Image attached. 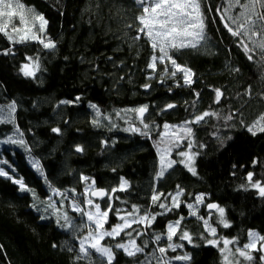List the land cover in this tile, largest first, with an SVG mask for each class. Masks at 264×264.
Instances as JSON below:
<instances>
[{"label":"trees","instance_id":"1","mask_svg":"<svg viewBox=\"0 0 264 264\" xmlns=\"http://www.w3.org/2000/svg\"><path fill=\"white\" fill-rule=\"evenodd\" d=\"M20 2L26 10L31 9L47 19L46 35L57 47L44 49L38 42L30 41L12 46L14 55L0 54V107L6 108L13 100L16 102L15 124L23 132L27 144L32 146L30 155L40 161L47 182L30 166L29 153L24 148L0 144V153L16 169L17 178L22 177L34 192V196L20 192L17 185L0 178V264H89L86 260L75 259L78 252L76 234L56 223L53 209L44 211L53 188L61 191L74 188L79 194L86 187L81 182L82 175L94 179L97 189L118 187L121 177L129 181L131 187L127 192L114 194V209L138 205L141 211L146 208L153 213L161 211L150 205L151 176L153 163L158 158L156 145L160 131L151 128V138H148L123 130L129 127L126 120L144 130L135 113L121 118L124 117L122 110L142 105L149 106L145 122L161 126L165 122L180 123L205 110H217L222 115L236 112V118L231 121L209 117L206 122L193 125L195 143L206 145L199 149L200 154L195 159L197 175L193 176L179 164L165 175V186L159 191L175 192L180 185L185 192L180 198V208L158 216L148 230L149 236L163 232L168 221L183 215L182 227L187 226L198 246L174 238V242L184 243V249L175 253L169 251L168 256L188 252L192 256L190 264H223L219 250L199 239L203 232L201 221L189 216L184 206L183 201L192 202V197L199 193L206 194L205 203H217L225 208L226 219L231 223L229 228L216 224L218 214L215 210L209 212L203 205L198 209L199 215H211L210 223L217 227L218 236L238 238L242 245L248 242L249 230L264 235V196L246 179L252 172L253 182L259 180L264 185V134L253 136L245 127L264 114V98L259 95L264 93V69L246 59L236 39L224 29L218 17L212 22L215 9L224 0H207L212 12L208 13L205 8L209 17L206 44L199 51L184 49L174 53L177 62L195 74L191 86L181 87H176L173 80L160 84L157 74L147 68L151 48L143 37L136 43L132 41L136 35L133 29L138 11L132 0ZM127 24H132L133 28H127ZM9 47L6 36L0 34V50ZM29 56L39 57L41 70L36 79L20 73V66ZM230 67L239 68V72H231ZM150 75L152 78L148 79ZM145 83L152 87L145 90L141 87ZM248 85L253 90L250 98L243 95ZM215 88L222 89L227 97L219 105L213 103ZM194 92L199 93V98L192 108L196 99ZM76 97H80L79 102L60 103L74 101ZM168 103L178 107L161 113ZM90 105H96L102 115L97 117L96 109ZM117 112L121 113L120 117L116 116ZM105 117H111L115 127L110 128ZM94 119L101 121L100 126L92 124ZM57 127L61 129L60 135L51 131ZM13 131L12 123H0V140L12 135ZM217 136L225 138L223 147ZM103 141H108V145ZM77 145L83 146L84 151L76 152ZM180 150L184 147L173 149V158L179 159L175 153ZM60 199L58 197L57 202ZM33 204L40 210L32 207ZM101 206L104 207V202ZM61 211H68L74 222L80 223L79 214L69 209L67 201ZM41 216L46 218L40 219ZM117 222L110 213L105 228ZM149 236L141 237L137 243ZM123 239L122 234L116 240L106 238L103 243L114 245ZM152 247L149 239L146 251ZM69 248L74 250L69 251ZM113 251L116 257L113 264H131L132 258L121 250L114 248ZM251 254L255 258L251 264H261L260 253L253 251ZM92 259L94 264H99L95 255ZM173 264L183 262L174 261ZM241 264H246L242 258Z\"/></svg>","mask_w":264,"mask_h":264},{"label":"snow or ice","instance_id":"2","mask_svg":"<svg viewBox=\"0 0 264 264\" xmlns=\"http://www.w3.org/2000/svg\"><path fill=\"white\" fill-rule=\"evenodd\" d=\"M132 4L138 10L134 17L136 26L133 29L136 33L132 37L133 43L141 40L143 37L145 43L152 50L149 57L147 68L151 73L157 74L156 78L160 84H165L168 80H173L176 87L191 86L194 83L192 70L177 62L174 53L184 49L199 51L208 40V20L205 8L208 13L212 12V8L207 4V0H132ZM216 15L212 17L214 23L218 17L224 29L236 39V45L246 56V59L254 65L264 69V0H224L223 4L215 9ZM14 18L18 23H13ZM47 19L42 14H35L31 9H25V5L20 0H0V34L6 36L10 43V47L0 50V54L5 56L14 55L13 47L15 44H23L30 41L38 42L44 49L54 50L57 44L54 40L46 35ZM127 28H133L132 24H127ZM27 62L20 66V73L27 78L36 79L37 72L40 69L39 57H26ZM162 66V67H160ZM231 72H239V68L230 67ZM179 76V79L177 77ZM151 75L148 79H151ZM123 79V77H121ZM145 90L150 89L152 85L145 83L141 86ZM213 103L219 105L222 99H227L225 92L220 88L213 89ZM171 92V88H169ZM243 95L252 97V86L245 88ZM264 98V93L259 94ZM194 97L190 107L194 108L199 93L194 92ZM80 97H76L74 101H61V104L79 102ZM187 103V102H185ZM96 109V116L100 117L99 109L96 105H90ZM178 107L175 103L166 104L160 112H167ZM17 105L13 100L10 104L0 107V123H12L14 131L12 135L0 140V144L18 145L29 153L28 163L34 168L40 176L47 182V176L40 161L32 157V146L28 145L23 138V132L19 130V126L15 124L14 113ZM5 110L7 117L4 116ZM124 119L128 113H135L136 118L143 126L142 130L136 127L134 123H129V127L123 129L127 132L138 133L142 136L150 137V129L155 127L159 129V143L156 145L158 153L157 168L153 176V192L150 196V205L158 207L161 211L151 212L149 209L141 211L140 206L131 205L124 209H114L113 196L116 192H127L131 187L129 181L120 178L118 187L108 189L95 188V180L81 176V182L86 187L78 194L76 190L70 189L61 191L58 188L52 189V194L47 198L48 209H53L56 216V223L64 230L71 231L76 234V248H78L75 259L77 261L86 260L89 264H94L93 256L95 255L99 264H113L115 261V253L113 249H119L129 258H132L131 264H173L174 261L190 264L192 256L188 252L175 256H168V252H177L178 249H184V243L174 242V238L178 241H186L189 245L197 247L194 243L193 234L188 230L187 226H183L185 217L179 215L176 220L168 221L165 230L160 233H151L149 229L156 221L158 216L166 215L181 206V197L185 190L176 186V191L165 194L158 191L157 182L165 177L170 170L177 164L184 166L193 176L197 175L195 167V159L200 154L199 149L206 145L195 143V132L193 125H200L207 121L209 117H214L221 121H231L236 118V112L230 111L227 115H222L217 110H205L192 114L189 119H185L177 124L168 122L163 125H155L154 122H145V114L149 111L148 105H142L134 109H124ZM117 117L121 116L120 112L116 113ZM109 122V126L115 127L111 122V117H105ZM244 122L241 121V124ZM94 126H100L99 119L92 120ZM246 130L253 136L264 134V114H261L251 124L245 125ZM51 131L57 135L61 134L60 128H52ZM231 139V137H227ZM217 140L223 147L225 138L217 136ZM105 146L108 141H103ZM184 150L176 151L175 155L179 159L173 158V149ZM196 148V151H193ZM76 152H83L81 145L75 147ZM255 163V161H254ZM7 168V170H5ZM19 174L16 169L8 162V160L0 153V178H5L18 186V191L29 192L34 196V192L23 181V178H17ZM252 188L259 191L264 196V185L259 180L253 182V173L249 172L246 177ZM60 197L61 199L53 201L52 197ZM79 197V198H78ZM117 201L120 197H115ZM206 194L199 193L192 197V202L183 201L184 206L189 210V216L196 217L201 221L203 232L200 233L199 239L204 240L207 245L217 248L221 254L223 264H241V258L246 264H251L254 257L253 251L260 253L261 264H264V235L255 231L247 232L248 242L240 244L238 238H225L217 234V227L210 223L211 215L202 216L198 214L200 205H203L209 212L215 210L218 214L216 224L224 228L231 227V223L226 219L225 208L217 203H205ZM68 202L69 209L79 214L80 223L74 222L69 216L68 211H61L64 202ZM104 202L102 208L101 203ZM45 203V201H41ZM32 207L39 211L37 204ZM112 213L119 222L110 228H105L108 223L109 214ZM46 217L41 216L40 219ZM61 219L63 223H61ZM205 233L207 235H205ZM123 234L124 239L117 243L105 244V239L116 240ZM149 236L153 247L149 248V239L137 241L141 237ZM161 241L166 243L161 244ZM260 245L257 247V245ZM231 246V247H230ZM2 247V246H0ZM56 247V245H53ZM73 251V248H69ZM138 257H143L139 259Z\"/></svg>","mask_w":264,"mask_h":264},{"label":"rangeland","instance_id":"3","mask_svg":"<svg viewBox=\"0 0 264 264\" xmlns=\"http://www.w3.org/2000/svg\"><path fill=\"white\" fill-rule=\"evenodd\" d=\"M27 11V10H26ZM15 21H17L15 18H14V20H13V23H15ZM6 109V108H5ZM4 114V116L5 117H7V111L5 110V112L3 113ZM156 168H157V159L154 161V163H153V171H152V176H151V180H152V183H151V189L153 190V176H154V173H155V171H156ZM157 184H158V187H157V190L159 191L161 188H163L164 186H165V177L163 178V179H161V180H159L158 182H157ZM95 187V186H94ZM96 188V187H95ZM57 199H58V197H56V196H53L52 197V200L53 201H57ZM252 231H254V230H252ZM256 232V231H255ZM260 245L258 244L257 245V247H259ZM231 247V246H230Z\"/></svg>","mask_w":264,"mask_h":264},{"label":"water","instance_id":"4","mask_svg":"<svg viewBox=\"0 0 264 264\" xmlns=\"http://www.w3.org/2000/svg\"><path fill=\"white\" fill-rule=\"evenodd\" d=\"M146 115V114H145Z\"/></svg>","mask_w":264,"mask_h":264}]
</instances>
